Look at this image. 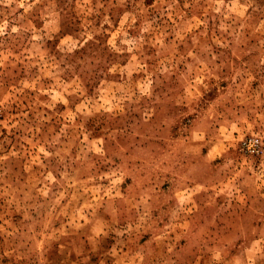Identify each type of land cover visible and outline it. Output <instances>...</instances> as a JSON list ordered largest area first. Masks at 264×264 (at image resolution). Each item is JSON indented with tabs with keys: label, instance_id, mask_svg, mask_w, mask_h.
Wrapping results in <instances>:
<instances>
[{
	"label": "rangeland",
	"instance_id": "obj_1",
	"mask_svg": "<svg viewBox=\"0 0 264 264\" xmlns=\"http://www.w3.org/2000/svg\"><path fill=\"white\" fill-rule=\"evenodd\" d=\"M0 264H264V0H0Z\"/></svg>",
	"mask_w": 264,
	"mask_h": 264
},
{
	"label": "built area",
	"instance_id": "obj_2",
	"mask_svg": "<svg viewBox=\"0 0 264 264\" xmlns=\"http://www.w3.org/2000/svg\"><path fill=\"white\" fill-rule=\"evenodd\" d=\"M240 146L245 152L257 153L259 142L257 138H247L240 142Z\"/></svg>",
	"mask_w": 264,
	"mask_h": 264
}]
</instances>
